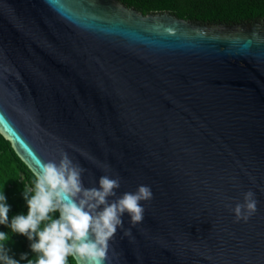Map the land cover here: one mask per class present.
Listing matches in <instances>:
<instances>
[{
    "label": "water",
    "instance_id": "water-1",
    "mask_svg": "<svg viewBox=\"0 0 264 264\" xmlns=\"http://www.w3.org/2000/svg\"><path fill=\"white\" fill-rule=\"evenodd\" d=\"M0 133L34 175L67 153L85 188L150 187L104 264H264L263 19L0 0ZM249 190L257 210L237 220Z\"/></svg>",
    "mask_w": 264,
    "mask_h": 264
},
{
    "label": "clouds",
    "instance_id": "clouds-1",
    "mask_svg": "<svg viewBox=\"0 0 264 264\" xmlns=\"http://www.w3.org/2000/svg\"><path fill=\"white\" fill-rule=\"evenodd\" d=\"M39 172L35 174L34 187L24 184L23 197L27 215H15L9 222V205L0 191V224H7L14 233L25 235L35 261L21 255L26 264H68V257L76 264H104L107 259L109 240L118 227H122V216L127 213L130 222L142 221L144 206L152 191L147 185H138L135 192H124L116 197L120 177H99V187L85 188L82 174L86 171L74 163L67 153H61L59 162L38 161ZM109 197H116L109 200ZM257 210L255 193H243V203H237L232 211L237 220H247ZM58 212V218L51 213ZM42 222L44 226L41 228ZM9 234L0 232V262L19 264L4 248Z\"/></svg>",
    "mask_w": 264,
    "mask_h": 264
},
{
    "label": "trees",
    "instance_id": "trees-1",
    "mask_svg": "<svg viewBox=\"0 0 264 264\" xmlns=\"http://www.w3.org/2000/svg\"><path fill=\"white\" fill-rule=\"evenodd\" d=\"M127 7L142 14L167 11L177 18L199 23H243L264 20V0H118ZM35 175L14 151L10 141L0 133V191L6 197L9 207V222L18 214L27 215V205L23 197L24 184L34 187ZM58 218L59 213H51ZM42 222L41 228L44 226ZM0 232L9 234L4 242L7 254L19 264L22 254L33 261V253L25 235L14 233L7 224H0ZM68 264H76L73 257H68Z\"/></svg>",
    "mask_w": 264,
    "mask_h": 264
},
{
    "label": "rangeland",
    "instance_id": "rangeland-1",
    "mask_svg": "<svg viewBox=\"0 0 264 264\" xmlns=\"http://www.w3.org/2000/svg\"><path fill=\"white\" fill-rule=\"evenodd\" d=\"M0 264H2V262H0Z\"/></svg>",
    "mask_w": 264,
    "mask_h": 264
}]
</instances>
